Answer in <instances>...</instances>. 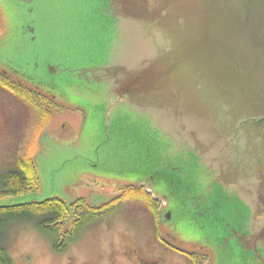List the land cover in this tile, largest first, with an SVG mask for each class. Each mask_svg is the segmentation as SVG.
<instances>
[{"label": "water", "instance_id": "water-1", "mask_svg": "<svg viewBox=\"0 0 264 264\" xmlns=\"http://www.w3.org/2000/svg\"><path fill=\"white\" fill-rule=\"evenodd\" d=\"M98 6L117 31L116 44L106 64L80 68L78 92L127 103L164 134L166 149L138 182L160 200L183 194L190 213L222 225L217 264L228 257L264 264V0ZM223 204L234 213L225 223ZM161 219L198 242L169 203Z\"/></svg>", "mask_w": 264, "mask_h": 264}, {"label": "rangeland", "instance_id": "rangeland-1", "mask_svg": "<svg viewBox=\"0 0 264 264\" xmlns=\"http://www.w3.org/2000/svg\"><path fill=\"white\" fill-rule=\"evenodd\" d=\"M99 1L0 0V60L5 64L0 63V69L14 74L13 69L26 78L21 79L25 83L40 85L43 92L52 91L65 106L52 112L54 119L50 122L42 116L34 123L28 108L23 107L34 109L31 99L0 83V171L18 157L30 154L42 182L37 190L0 198V204L49 196L62 197L69 203L85 196L92 204H102L119 191L120 183H139L145 171L153 168L158 149H166L164 134L144 115L147 113L142 115L127 103L78 92L77 86L83 82L80 68L106 64L116 44L117 31L98 6ZM161 202L163 209L169 203L181 228L198 242L179 236L164 224L167 235L170 230L182 249L196 253L203 264H217L214 246L219 247L217 235L222 225L205 214L190 213L183 194ZM220 214L224 223L234 218L225 204ZM72 221L70 214L64 229ZM125 227L119 221H96L60 253L49 235L24 222L11 230L7 246L12 264H135L119 254L128 237L123 232ZM176 255L168 253V259H174L171 264H195L187 254L183 258ZM222 264H242V259L228 257Z\"/></svg>", "mask_w": 264, "mask_h": 264}, {"label": "trees", "instance_id": "trees-1", "mask_svg": "<svg viewBox=\"0 0 264 264\" xmlns=\"http://www.w3.org/2000/svg\"><path fill=\"white\" fill-rule=\"evenodd\" d=\"M0 83L13 92L19 93L20 91L23 96H27L40 104L56 101L52 97L54 95L43 92L36 85L25 83L17 75L10 74L4 69H0ZM41 183L34 157L26 154L18 157L11 166L0 171V198L37 190ZM72 202L67 203L61 198L50 197V199L43 201L0 206V263L12 264L13 258L8 250L7 239L14 226L20 223L29 222L36 225L39 230L50 236L52 245L61 252L77 240L85 227L96 219V215L73 220L72 226L64 229L63 223L68 214H73L76 210H87L86 206H89L83 197L76 198ZM71 230L72 232L68 233ZM191 255L195 264H203L204 261L199 259L196 253Z\"/></svg>", "mask_w": 264, "mask_h": 264}, {"label": "flooded vegetation", "instance_id": "flooded-vegetation-1", "mask_svg": "<svg viewBox=\"0 0 264 264\" xmlns=\"http://www.w3.org/2000/svg\"><path fill=\"white\" fill-rule=\"evenodd\" d=\"M19 78L22 79L20 76ZM52 97L54 99L56 98L55 96ZM31 101L33 102L34 109L27 106L23 107L25 110L28 108V115L34 117V123L35 121L38 123L42 119V116L50 122V120L54 119L52 117L54 112L60 111V108H65L63 103L57 100L43 104L34 102L33 100ZM50 113L52 114L50 115ZM117 189L119 191L102 204H92L85 196L79 197H83L89 203V206H86L88 208L87 210H76L73 212V220H80L84 217L96 215V219L87 227L96 221H104L106 219L112 223L122 222L125 227L124 223L127 221L126 230L121 229L127 233V240L122 242V250L117 247L116 249L119 250L122 258L130 259L135 264H171L174 262V259H168L167 255L170 252L177 254L180 258H183V255L187 254L192 260L191 254L194 252L191 253L188 250L182 249V243L179 242L175 235L170 234V230L167 235L165 225L161 219L164 204L159 198L155 197L141 183L122 182L118 185ZM53 197L61 198L64 202H67L62 197ZM115 226L121 228L119 223H116ZM87 227L85 228L87 229ZM71 232L72 230L68 233ZM64 234L66 235L67 233ZM73 243L69 244V246ZM69 246L60 253L66 252Z\"/></svg>", "mask_w": 264, "mask_h": 264}]
</instances>
